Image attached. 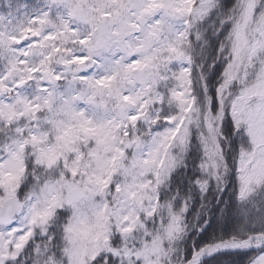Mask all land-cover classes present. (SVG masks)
I'll return each mask as SVG.
<instances>
[{
  "label": "snow or ice",
  "instance_id": "snow-or-ice-1",
  "mask_svg": "<svg viewBox=\"0 0 264 264\" xmlns=\"http://www.w3.org/2000/svg\"><path fill=\"white\" fill-rule=\"evenodd\" d=\"M0 264H264V0H0Z\"/></svg>",
  "mask_w": 264,
  "mask_h": 264
}]
</instances>
